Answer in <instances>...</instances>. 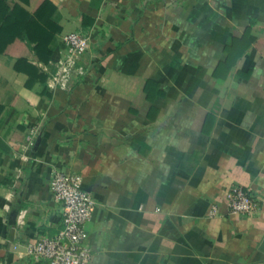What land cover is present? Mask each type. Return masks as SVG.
<instances>
[{"label": "crops", "instance_id": "obj_1", "mask_svg": "<svg viewBox=\"0 0 264 264\" xmlns=\"http://www.w3.org/2000/svg\"><path fill=\"white\" fill-rule=\"evenodd\" d=\"M9 4L25 32L0 42V264H48L27 243L63 227L55 169L95 200L90 264H264V0ZM80 30L86 74L53 86ZM232 186L260 210L231 214Z\"/></svg>", "mask_w": 264, "mask_h": 264}, {"label": "built area", "instance_id": "obj_2", "mask_svg": "<svg viewBox=\"0 0 264 264\" xmlns=\"http://www.w3.org/2000/svg\"><path fill=\"white\" fill-rule=\"evenodd\" d=\"M67 55L51 74L53 86L71 90L75 78L86 74L82 57L89 51L91 38L80 30L64 36ZM36 133L28 137L34 144ZM83 177L75 172L55 169L52 175L53 197L62 208L63 227L52 236H44L27 243L30 255L48 264H90L93 253L89 244L87 225L92 218L95 200L82 188ZM231 214L253 215L260 210L258 200L241 186H232L227 193Z\"/></svg>", "mask_w": 264, "mask_h": 264}, {"label": "trees", "instance_id": "obj_3", "mask_svg": "<svg viewBox=\"0 0 264 264\" xmlns=\"http://www.w3.org/2000/svg\"><path fill=\"white\" fill-rule=\"evenodd\" d=\"M9 1L10 0H0V42L6 41L5 36L7 33L11 37H13L14 40L22 39V37H24V34H19L17 30L14 28V27L20 28L21 31L24 30L25 32V27L23 28V26L20 23L21 21H19L21 19L22 10L18 6H16L13 10H11ZM13 19L16 23H10L11 22L10 20ZM10 28H13V30H10ZM9 39H8V43L9 42L11 43L13 40L10 41Z\"/></svg>", "mask_w": 264, "mask_h": 264}, {"label": "water", "instance_id": "obj_4", "mask_svg": "<svg viewBox=\"0 0 264 264\" xmlns=\"http://www.w3.org/2000/svg\"><path fill=\"white\" fill-rule=\"evenodd\" d=\"M18 214H19V210L17 208H13L12 212H11V216H10L11 222L13 224L16 222V218H17Z\"/></svg>", "mask_w": 264, "mask_h": 264}, {"label": "clouds", "instance_id": "obj_5", "mask_svg": "<svg viewBox=\"0 0 264 264\" xmlns=\"http://www.w3.org/2000/svg\"><path fill=\"white\" fill-rule=\"evenodd\" d=\"M6 199L11 200L12 199L11 194L7 195L6 196ZM8 210H9V206L8 205H5V211H8Z\"/></svg>", "mask_w": 264, "mask_h": 264}]
</instances>
